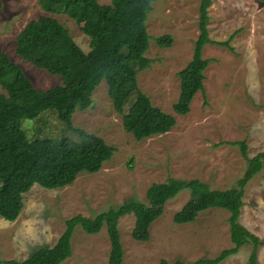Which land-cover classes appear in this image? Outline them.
<instances>
[{"label":"rangeland","instance_id":"obj_1","mask_svg":"<svg viewBox=\"0 0 264 264\" xmlns=\"http://www.w3.org/2000/svg\"><path fill=\"white\" fill-rule=\"evenodd\" d=\"M110 6L112 0H99ZM201 0H157L147 19L151 67L140 72V90L154 106L174 116L177 125L167 134L138 142L126 132L124 116L116 112L106 81L93 94V106L77 111L73 126L102 138L116 149L111 161L96 174H81L75 183L58 190L35 185L24 195L25 208L15 223L0 219V260L25 261L42 248H54L67 231V222L98 215L138 201L148 204L147 192L169 179L199 180L213 190L237 186L248 169V157L264 152V2L261 0H213L209 8L210 38L203 57L210 60L205 72V91L198 93L187 116L174 111L181 95L180 73L191 63L200 35ZM41 17L57 19L85 53L97 47L83 25L65 14H50L40 0H0V48L20 66L34 86L49 90L62 84L53 76L16 53L17 36ZM172 36L170 47L157 39ZM224 43H229V46ZM223 44V45H220ZM0 93H5L0 85ZM134 98L126 105V113ZM30 140L69 139L80 136L70 130L55 111L22 123ZM190 200L188 190L165 206L164 215L151 227V240L137 242L132 233L134 215L120 219L119 230L125 251L124 264L195 263L215 259L234 247L230 216L223 209L200 214L192 224L178 225L174 217ZM241 224L254 234L253 242L221 264H249L258 252L264 264V170L247 186ZM73 256L63 264H109L111 242L105 226L88 235L79 225L72 237Z\"/></svg>","mask_w":264,"mask_h":264},{"label":"trees","instance_id":"obj_2","mask_svg":"<svg viewBox=\"0 0 264 264\" xmlns=\"http://www.w3.org/2000/svg\"><path fill=\"white\" fill-rule=\"evenodd\" d=\"M156 1L112 0L110 6H104L99 0H40L47 13L65 14L82 24L85 34L97 44L94 50L85 53L57 19L41 17L31 21L17 36L16 53L24 61L61 78L62 84L49 90L37 89L23 69L0 48V85L5 91L0 93V219L15 223L25 208L24 195L35 185L47 190L69 187L83 173L100 172L114 157V147L73 126L74 114L93 106V94L103 81L108 85L114 109L124 116V129L136 141L165 135L177 125L176 118L154 106L138 83L140 72L153 63L146 57L150 48L147 19ZM212 1L201 0L200 35L194 56L180 73L181 95L174 105L180 116L190 114L194 98L205 91V72L211 61L203 57V51L207 45L217 44L209 32ZM157 41L161 47H170L173 38L167 35ZM132 98L135 100L126 113V105ZM47 111L58 113L80 140H30L23 130V121L37 119ZM234 145L241 146L248 160V169L235 188L213 190L199 180L169 179L150 187L148 204L132 201L95 219L78 216L67 222V231L54 248L39 249L25 261L0 260V264H63L73 256L72 237L79 225L88 235H97L106 226L112 248L109 264H124L120 219L134 215L136 226L132 236L137 242L148 243L151 227L164 215L166 204L185 190L190 192V200L175 215V223L192 224L205 211L226 210L231 214L234 244L215 259L191 264H221L252 242L260 245L259 239L240 221L246 188L264 170V152L249 158L246 142ZM160 264L190 263L162 260ZM249 264H259L257 250Z\"/></svg>","mask_w":264,"mask_h":264}]
</instances>
